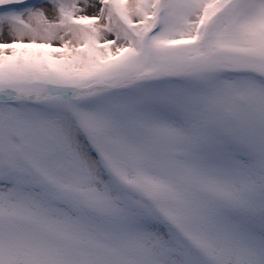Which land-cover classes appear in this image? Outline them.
<instances>
[{
  "label": "snow or ice",
  "instance_id": "snow-or-ice-1",
  "mask_svg": "<svg viewBox=\"0 0 264 264\" xmlns=\"http://www.w3.org/2000/svg\"><path fill=\"white\" fill-rule=\"evenodd\" d=\"M0 264H264V0H0Z\"/></svg>",
  "mask_w": 264,
  "mask_h": 264
}]
</instances>
